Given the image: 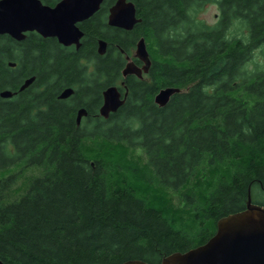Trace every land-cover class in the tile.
Masks as SVG:
<instances>
[{"label":"trees","instance_id":"1","mask_svg":"<svg viewBox=\"0 0 264 264\" xmlns=\"http://www.w3.org/2000/svg\"><path fill=\"white\" fill-rule=\"evenodd\" d=\"M114 1L80 24L77 51L35 31L21 41L0 34V92L36 78L0 95L5 264H161L207 242L250 193L264 206V66L247 67L264 46V0H215L221 15L206 28L191 14L205 0H132L141 21L129 32L107 23ZM141 36L151 80L130 78L128 100L104 118L102 90L122 77L120 49ZM66 86L75 96L59 99ZM168 86L180 91L160 106L154 95Z\"/></svg>","mask_w":264,"mask_h":264},{"label":"water","instance_id":"2","mask_svg":"<svg viewBox=\"0 0 264 264\" xmlns=\"http://www.w3.org/2000/svg\"><path fill=\"white\" fill-rule=\"evenodd\" d=\"M105 0H59L54 5L43 0H0V34H8L16 40H24L28 32H37L43 37H57L70 45H81L84 31L80 23L98 12ZM108 22L112 26L131 30L141 18L137 6L132 0H116L110 7ZM107 50V42L99 40L100 54ZM136 55L144 62V70L151 64L150 54L145 38L137 42ZM16 63L11 62L14 66ZM129 73L142 74V69L129 62L123 70ZM35 80L27 78L20 86L24 91ZM179 87L168 86L159 90L155 101L160 106L166 105L172 95L179 92ZM17 91L6 89L0 92L2 97L10 98ZM74 93L72 87L65 88L59 95L67 98ZM100 114L106 118L116 112L125 102L116 85L107 87ZM87 115V110L78 111L77 123ZM0 264H5L0 259ZM121 264H149L142 259H130ZM161 264H264V206L253 202L249 194L246 208L221 217L217 221V230L207 242L185 252L177 251L166 255Z\"/></svg>","mask_w":264,"mask_h":264},{"label":"flooded vegetation","instance_id":"3","mask_svg":"<svg viewBox=\"0 0 264 264\" xmlns=\"http://www.w3.org/2000/svg\"><path fill=\"white\" fill-rule=\"evenodd\" d=\"M112 6V4L109 6V8H108V14H107V23L109 24V22H108V18H109V12H110V7ZM101 9V8H100ZM97 13V12H96ZM95 13V14H96ZM138 17H139V15H138ZM90 19V18H89ZM88 19V20H89ZM88 20H86V21H88ZM85 22V21H84ZM84 22H82V23H84ZM82 23H80V24H82ZM139 23V22H138ZM137 23V24H138ZM79 24V25H80ZM110 25V24H109ZM110 26H112V25H110ZM136 26V25H135ZM135 26L131 29V30H127V29H124V28H120V27H116V26H113V27H116V28H118V29H121V30H123V31H125V32H129V31H132L134 28H135ZM80 27H81V25H80ZM81 29H82V27H81ZM83 30V29H82ZM84 31V30H83ZM84 37H85V32H84V35L82 36V38H81V45L80 46H77V44L76 43H73V44H70V45H65V44H63V43H61L59 40H58V38L57 37H51V38H55L59 43H60V45H62V47H66V48H70L71 50H73V51H77V50H79L81 47H82V42H83V39H84ZM44 38H49V37H44ZM141 38H145L144 36H141V37H139L138 38V40L135 42L136 44L133 46V47H130V46H127L128 48H127V50H125L124 48L122 49H120L121 50V52H122V55H123V58H124V65H123V68H122V70H121V74H122V77H120V79H118L114 84H110V85H108V86H106L103 90H102V98H103V101H102V104H103V102H104V95H103V92H104V90L107 88V87H109V86H111V85H116L118 88H119V90L121 91V94H122V98H125V102L128 100V97L130 96V94H131V88H130V85H129V79L131 78V80H141V81H149L150 82V80H151V77H150V72H151V67H152V65H153V60H152V56H151V54H150V51H149V49H148V45H147V42H146V45H147V49H148V51H149V54H150V59H151V64H150V66L148 67V71H145L143 68H144V65H145V62L141 59V58H139L137 55H136V49H137V42L141 39ZM101 39H104V38H101ZM100 40V39H99ZM99 40H98V44H97V52L99 53V51H98V47H99ZM105 40V39H104ZM145 41H146V38H145ZM106 42H107V40H106ZM117 46H118V44H116ZM116 47V46H115ZM119 48H120V46H119ZM107 51H108V42H107V50H106V52L105 53H103V54H100V55H105L106 53H107ZM129 62H131L132 64H134L137 68H140V69H142V74H138V73H129L128 75H124V73H123V70H124V68L126 67V65L129 63ZM81 63H82V66L83 67H85V68H87V73L88 74H90V76H89V79L91 80V81H93L94 79H95V77H94V74H93V72H94V69H95V67H94V61L93 60H91V59H89V57L88 56H84V58L81 60ZM36 79V78H35ZM33 84V83H32ZM67 87H72L73 89H74V93L72 94V95H70L69 97H67V98H60L59 97V95L62 93V91L65 89V88H67ZM27 89V88H26ZM76 90H78L77 88H76V86H66V87H64V88H62V90H60L61 92H60V94H58V98L59 99H64V100H69V99H71L73 96H75V92H76ZM159 92V91H158ZM157 92V93H158ZM156 93V94H157ZM156 94L154 95V101H155V96H156ZM124 102V103H125ZM155 103H156V101H155ZM102 104H101V106H102ZM100 106V107H101ZM100 107H99V109H100ZM82 108H85L86 110H87V115L89 114V112H88V109L86 108V107H82ZM112 114V113H111ZM110 114V115H111ZM76 115H78V112H77V114ZM87 115H84L83 117H82V119H81V122L84 120V118L85 117H87ZM77 118V117H76Z\"/></svg>","mask_w":264,"mask_h":264},{"label":"rangeland","instance_id":"4","mask_svg":"<svg viewBox=\"0 0 264 264\" xmlns=\"http://www.w3.org/2000/svg\"><path fill=\"white\" fill-rule=\"evenodd\" d=\"M191 14L193 20L197 22L195 24H197L202 28H206V27H214L217 24L221 15V11L217 1L205 0L204 2L196 5L195 9L192 11ZM235 24L236 25L232 28V30L235 31V33H237V29L239 30L240 24H238L237 22ZM243 32L246 33V29H244ZM238 33H240V31ZM263 50H264V46L259 47L258 49L255 50L254 59L251 60L247 65V67L250 70L255 69L256 63L264 66Z\"/></svg>","mask_w":264,"mask_h":264}]
</instances>
